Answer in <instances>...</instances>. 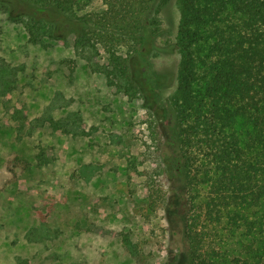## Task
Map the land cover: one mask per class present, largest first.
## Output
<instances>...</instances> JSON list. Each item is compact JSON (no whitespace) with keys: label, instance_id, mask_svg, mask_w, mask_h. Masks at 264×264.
Listing matches in <instances>:
<instances>
[{"label":"trees","instance_id":"trees-1","mask_svg":"<svg viewBox=\"0 0 264 264\" xmlns=\"http://www.w3.org/2000/svg\"><path fill=\"white\" fill-rule=\"evenodd\" d=\"M93 1L0 0V10L32 43L72 39L91 71L141 97L159 142L141 198L176 218L186 264H262L254 244L264 227V0H176L175 34L162 43L160 12L171 0H100L91 8ZM154 52L178 55L164 100ZM101 53L106 64L93 61ZM17 119L20 129L28 123ZM49 155L39 144L32 161H16L42 166ZM223 223L248 237L232 253L213 241Z\"/></svg>","mask_w":264,"mask_h":264},{"label":"rangeland","instance_id":"rangeland-1","mask_svg":"<svg viewBox=\"0 0 264 264\" xmlns=\"http://www.w3.org/2000/svg\"><path fill=\"white\" fill-rule=\"evenodd\" d=\"M178 16L171 0L160 12L158 42L174 37ZM150 58L164 100L178 55ZM93 61L106 64L107 56ZM18 116L28 120L22 129ZM149 120L141 97L91 71L72 39L32 43L0 10V264H186L176 218L141 198L159 143ZM39 144L50 153L45 165L16 161H32ZM217 226L213 241L225 252L248 239L242 229ZM255 237L264 264V227Z\"/></svg>","mask_w":264,"mask_h":264}]
</instances>
